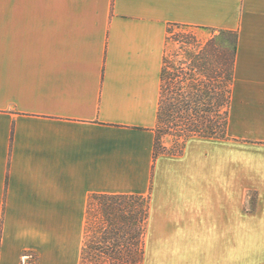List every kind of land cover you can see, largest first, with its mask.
Returning a JSON list of instances; mask_svg holds the SVG:
<instances>
[{
	"label": "crops",
	"instance_id": "obj_1",
	"mask_svg": "<svg viewBox=\"0 0 264 264\" xmlns=\"http://www.w3.org/2000/svg\"><path fill=\"white\" fill-rule=\"evenodd\" d=\"M173 25L238 34L227 135L155 157ZM93 193L142 264H264V0H0V264H81Z\"/></svg>",
	"mask_w": 264,
	"mask_h": 264
},
{
	"label": "trees",
	"instance_id": "obj_2",
	"mask_svg": "<svg viewBox=\"0 0 264 264\" xmlns=\"http://www.w3.org/2000/svg\"><path fill=\"white\" fill-rule=\"evenodd\" d=\"M228 34H233L234 40L226 41ZM237 42L236 32L222 30L198 46L195 52H190L189 59L176 69L168 65L166 52L161 73L158 125L167 124V134L183 137V144L191 136L224 138L227 135ZM159 139L156 135L155 157L161 153H178L182 149L166 151L165 147H160ZM93 214H96L95 225ZM148 215V196L93 193L89 198L81 264L87 255H91L87 244L90 237L99 239L97 247L91 248L105 254L110 264H142Z\"/></svg>",
	"mask_w": 264,
	"mask_h": 264
},
{
	"label": "rangeland",
	"instance_id": "obj_3",
	"mask_svg": "<svg viewBox=\"0 0 264 264\" xmlns=\"http://www.w3.org/2000/svg\"><path fill=\"white\" fill-rule=\"evenodd\" d=\"M219 33H208L196 29L195 27L182 26V25H173L169 28V37H168V48H167V58L169 66L176 69L181 62H186L190 55V52H195L198 46L203 45L207 40L216 36ZM219 37L223 35H218ZM228 38V39H227ZM227 40H234L233 34H228L226 36ZM223 41V40H222ZM189 59V58H188ZM169 129L167 124H162L156 126V135L160 137L159 144L160 147H165L166 151H176L181 149L183 144V137L173 136L166 133V130ZM176 132V131H174ZM93 224L95 225L96 214H93ZM92 234L93 228L91 230ZM92 236V235H91ZM99 239L90 237L87 244L88 252L91 255H87L83 264H110V259L100 252H96L91 248V246H96V242ZM100 244V243H99ZM101 245V244H100ZM94 255V257H93Z\"/></svg>",
	"mask_w": 264,
	"mask_h": 264
},
{
	"label": "built area",
	"instance_id": "obj_4",
	"mask_svg": "<svg viewBox=\"0 0 264 264\" xmlns=\"http://www.w3.org/2000/svg\"><path fill=\"white\" fill-rule=\"evenodd\" d=\"M25 264H34V263L33 262H29V263L28 262H25Z\"/></svg>",
	"mask_w": 264,
	"mask_h": 264
}]
</instances>
